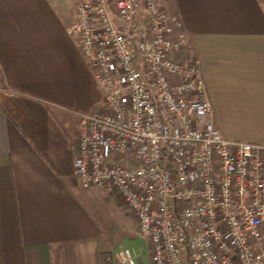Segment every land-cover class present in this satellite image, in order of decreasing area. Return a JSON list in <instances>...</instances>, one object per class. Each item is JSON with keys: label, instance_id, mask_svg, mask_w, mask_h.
<instances>
[{"label": "built area", "instance_id": "built-area-1", "mask_svg": "<svg viewBox=\"0 0 264 264\" xmlns=\"http://www.w3.org/2000/svg\"><path fill=\"white\" fill-rule=\"evenodd\" d=\"M161 0H77L68 33L101 90L74 174L116 192L150 264H264V145L224 139L180 20ZM105 264H140L119 249Z\"/></svg>", "mask_w": 264, "mask_h": 264}, {"label": "crops", "instance_id": "crops-1", "mask_svg": "<svg viewBox=\"0 0 264 264\" xmlns=\"http://www.w3.org/2000/svg\"><path fill=\"white\" fill-rule=\"evenodd\" d=\"M76 1L0 0V264H105L115 252L74 174L78 116L102 103L68 33ZM158 5L181 22L176 58L198 62L221 136L264 145V0Z\"/></svg>", "mask_w": 264, "mask_h": 264}, {"label": "rangeland", "instance_id": "rangeland-1", "mask_svg": "<svg viewBox=\"0 0 264 264\" xmlns=\"http://www.w3.org/2000/svg\"><path fill=\"white\" fill-rule=\"evenodd\" d=\"M84 190L93 203V215L103 228L108 244L115 252L119 249L133 251L143 264L140 255L144 258L149 255V243L138 235L136 220L118 194L94 187Z\"/></svg>", "mask_w": 264, "mask_h": 264}]
</instances>
